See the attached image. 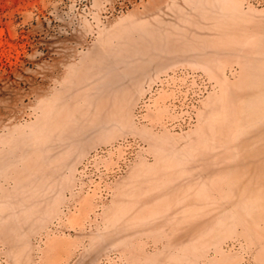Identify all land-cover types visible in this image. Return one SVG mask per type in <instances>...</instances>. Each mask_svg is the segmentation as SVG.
Listing matches in <instances>:
<instances>
[{
  "label": "rangeland",
  "instance_id": "obj_1",
  "mask_svg": "<svg viewBox=\"0 0 264 264\" xmlns=\"http://www.w3.org/2000/svg\"><path fill=\"white\" fill-rule=\"evenodd\" d=\"M0 264H264V0H0Z\"/></svg>",
  "mask_w": 264,
  "mask_h": 264
},
{
  "label": "bare ground",
  "instance_id": "obj_2",
  "mask_svg": "<svg viewBox=\"0 0 264 264\" xmlns=\"http://www.w3.org/2000/svg\"><path fill=\"white\" fill-rule=\"evenodd\" d=\"M138 34H139V33H138ZM138 37H139V40H140V36H138ZM143 40H144V38H143ZM124 43H125V41H124ZM127 43H130V41L127 42ZM125 44H126V43H125ZM125 44H124V45H125ZM132 44H133V46H134V42H133ZM132 44H128V46H129V45L131 46ZM138 44H139V43H138ZM139 45H140V44H139ZM119 46H121V44H120ZM119 46H118V47H119ZM128 46H127V48H128ZM122 47H123V46H122ZM138 47H139V46H138ZM127 48L125 47L126 50H127ZM139 48H140V47H139ZM119 49H120V48H119ZM120 50H121V49H120ZM128 51H130V50H128ZM124 53H126V52H124ZM124 53H123V54H124ZM121 54H122V53H121ZM121 54H120L119 56H121ZM127 54H128V52H127ZM118 59H119V58H118Z\"/></svg>",
  "mask_w": 264,
  "mask_h": 264
}]
</instances>
